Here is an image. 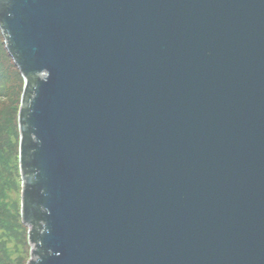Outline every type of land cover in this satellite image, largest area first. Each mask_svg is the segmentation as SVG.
Segmentation results:
<instances>
[{
    "label": "water",
    "instance_id": "1",
    "mask_svg": "<svg viewBox=\"0 0 264 264\" xmlns=\"http://www.w3.org/2000/svg\"><path fill=\"white\" fill-rule=\"evenodd\" d=\"M0 29L26 264H264V0H0Z\"/></svg>",
    "mask_w": 264,
    "mask_h": 264
},
{
    "label": "rangeland",
    "instance_id": "2",
    "mask_svg": "<svg viewBox=\"0 0 264 264\" xmlns=\"http://www.w3.org/2000/svg\"><path fill=\"white\" fill-rule=\"evenodd\" d=\"M25 77L13 62L0 29V264H26L31 257L22 221L19 112Z\"/></svg>",
    "mask_w": 264,
    "mask_h": 264
},
{
    "label": "trees",
    "instance_id": "3",
    "mask_svg": "<svg viewBox=\"0 0 264 264\" xmlns=\"http://www.w3.org/2000/svg\"><path fill=\"white\" fill-rule=\"evenodd\" d=\"M13 62H14V60H13Z\"/></svg>",
    "mask_w": 264,
    "mask_h": 264
}]
</instances>
